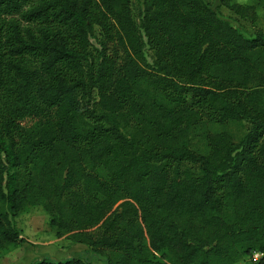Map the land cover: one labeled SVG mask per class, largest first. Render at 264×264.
I'll return each mask as SVG.
<instances>
[{
	"label": "trees",
	"instance_id": "16d2710c",
	"mask_svg": "<svg viewBox=\"0 0 264 264\" xmlns=\"http://www.w3.org/2000/svg\"><path fill=\"white\" fill-rule=\"evenodd\" d=\"M138 1L0 0V251L42 205L103 264H264V30Z\"/></svg>",
	"mask_w": 264,
	"mask_h": 264
},
{
	"label": "rangeland",
	"instance_id": "374dc122",
	"mask_svg": "<svg viewBox=\"0 0 264 264\" xmlns=\"http://www.w3.org/2000/svg\"><path fill=\"white\" fill-rule=\"evenodd\" d=\"M135 15L138 14V0H131ZM222 18L239 27L247 36H253L259 29L264 30V7L257 5L258 0H233L231 4L253 6V16L237 14L231 5L220 0H208ZM16 227L24 237L19 245H10L0 251V264H29L34 260L50 258L63 260L82 257L97 264L104 260L93 253L89 246L76 243L67 237H59L50 224V217L42 205H28L13 218ZM254 257H246L235 264H250Z\"/></svg>",
	"mask_w": 264,
	"mask_h": 264
},
{
	"label": "built area",
	"instance_id": "2783aa9c",
	"mask_svg": "<svg viewBox=\"0 0 264 264\" xmlns=\"http://www.w3.org/2000/svg\"><path fill=\"white\" fill-rule=\"evenodd\" d=\"M260 256H261L260 253H255V254H254V259L256 260V259H258Z\"/></svg>",
	"mask_w": 264,
	"mask_h": 264
}]
</instances>
